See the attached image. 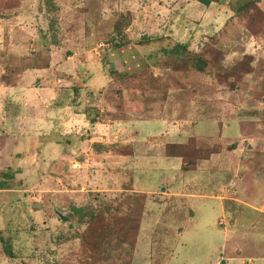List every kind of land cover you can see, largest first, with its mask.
<instances>
[{"label":"rangeland","instance_id":"374dc122","mask_svg":"<svg viewBox=\"0 0 264 264\" xmlns=\"http://www.w3.org/2000/svg\"><path fill=\"white\" fill-rule=\"evenodd\" d=\"M1 119L0 264H264V0H0Z\"/></svg>","mask_w":264,"mask_h":264},{"label":"trees","instance_id":"16d2710c","mask_svg":"<svg viewBox=\"0 0 264 264\" xmlns=\"http://www.w3.org/2000/svg\"><path fill=\"white\" fill-rule=\"evenodd\" d=\"M49 1V0H48ZM198 2L205 6L208 7L211 3H221V0H198ZM183 50H185L184 47H182ZM180 55L185 56V53L180 52ZM191 60L194 61V63L191 62L192 67L194 68L195 71L197 72H204V68L206 67V62L205 61H201L199 58L195 57V56H189ZM188 59V58H187ZM94 121V120H93ZM193 150L192 147H187L184 145H169L166 149V156L170 157V158H180L182 159V161H184L185 163L190 164L189 166H192L194 164V160L191 159L190 157V151ZM201 154V153H200ZM209 154V153H208ZM215 153H210L209 157L211 155H213ZM209 157H206L204 160H207ZM185 167V166H184ZM10 175H6V179H9ZM7 184L6 183H0V189H3V187H6ZM144 195V194H142ZM146 196V195H145ZM73 210L78 213L80 215V217H83L84 215H87L90 218H94L92 213H81V209H77V208H73ZM80 222H82V219H80ZM130 234V232H129ZM118 235L122 236L120 233H118ZM9 248H7V255L8 257H12V254L10 251H8Z\"/></svg>","mask_w":264,"mask_h":264},{"label":"crops","instance_id":"0c3cea01","mask_svg":"<svg viewBox=\"0 0 264 264\" xmlns=\"http://www.w3.org/2000/svg\"><path fill=\"white\" fill-rule=\"evenodd\" d=\"M14 110V109H13ZM6 116H10V119H8V120H10L11 121V123H7V124H5L6 125V128H9V127H11V124L14 122V124H15V121L13 120V115L12 114H9L8 112L3 116V118L4 117H6ZM0 122H2V119L0 120ZM0 126H4L2 123H0ZM1 131V130H0ZM2 138H4V140H5V138L6 137H2ZM10 139V137L8 138V140ZM9 143H12V141L10 140V141H8ZM14 143V142H13ZM22 143H23V141H22ZM26 155V154H25ZM10 189V188H9ZM139 194H143V193H139ZM145 195V194H144ZM148 195V194H147ZM247 264H251L252 263V261H250V260H248L247 262H246Z\"/></svg>","mask_w":264,"mask_h":264}]
</instances>
